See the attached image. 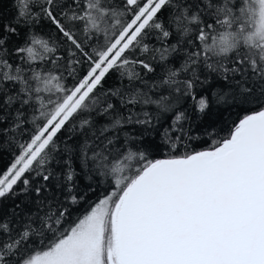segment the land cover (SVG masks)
Wrapping results in <instances>:
<instances>
[{
	"label": "snow or ice",
	"instance_id": "6c2138e0",
	"mask_svg": "<svg viewBox=\"0 0 264 264\" xmlns=\"http://www.w3.org/2000/svg\"><path fill=\"white\" fill-rule=\"evenodd\" d=\"M11 6L0 14V264H264V0ZM213 81L225 87L206 91ZM188 98L201 114L258 110L226 136L204 129L219 137L208 148L149 159L145 138L165 113L171 148L193 139L178 107Z\"/></svg>",
	"mask_w": 264,
	"mask_h": 264
},
{
	"label": "trees",
	"instance_id": "16d2710c",
	"mask_svg": "<svg viewBox=\"0 0 264 264\" xmlns=\"http://www.w3.org/2000/svg\"><path fill=\"white\" fill-rule=\"evenodd\" d=\"M13 11L14 9L11 6V0H0V14L8 15L11 14ZM55 35L56 34L53 31V36ZM182 56L183 53L170 57V63L168 67L178 68L180 66V63H182ZM162 73L163 69L157 67L156 75L160 76ZM180 78L183 79L184 77L181 76ZM145 79L151 80V74H149V76H146ZM112 83L113 81L110 80L106 87L111 86ZM221 87H225L222 81H213L207 86L206 91L214 92ZM153 91H155V89ZM199 94L201 93H198V95ZM164 95H168V93H164ZM153 98L155 99L156 97L154 96ZM178 107L179 111L186 112L189 118V124H186L185 127L191 129L190 135L193 137V139H185L182 141V143L187 145V147H179L176 149L171 148L164 139V129L168 128L169 125L172 123L173 113H165L160 117V124L158 125L159 131L153 134L152 136H147L145 138V143L151 145L149 159H160L163 157H168L170 155L184 154L185 152L190 150H202L208 148L210 146V143L213 142L215 139H218L219 137H214L212 138V140H209L208 137H205L203 135L204 129L208 128L209 126H212L216 130V132L219 133V136H226L233 122L237 121L244 114H249V112L252 110H258L257 108L241 110L240 108L235 107L225 108L213 106L210 111H206L205 114H201L196 109L194 101L191 98L182 100ZM155 109L156 105H150L148 106L147 110L155 111ZM9 160L10 157L5 155L3 159L0 160V167L6 165ZM88 183H90V181L82 175L80 177V189L87 193V197L90 200H95L96 195H94L87 189ZM100 185V188H96V185L93 184V188L95 189L96 193L102 196L104 194L103 188L107 187V183L104 179H101ZM10 203L11 201H5L4 206L6 207ZM76 215H79V213H76Z\"/></svg>",
	"mask_w": 264,
	"mask_h": 264
},
{
	"label": "water",
	"instance_id": "95a60500",
	"mask_svg": "<svg viewBox=\"0 0 264 264\" xmlns=\"http://www.w3.org/2000/svg\"><path fill=\"white\" fill-rule=\"evenodd\" d=\"M163 158H166V157H163ZM163 158H160V159H163Z\"/></svg>",
	"mask_w": 264,
	"mask_h": 264
}]
</instances>
